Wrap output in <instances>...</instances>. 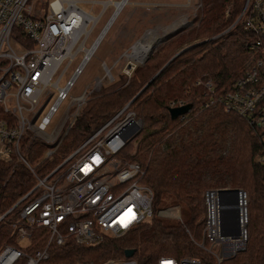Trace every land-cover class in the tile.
I'll list each match as a JSON object with an SVG mask.
<instances>
[{"label":"built area","instance_id":"built-area-1","mask_svg":"<svg viewBox=\"0 0 264 264\" xmlns=\"http://www.w3.org/2000/svg\"><path fill=\"white\" fill-rule=\"evenodd\" d=\"M129 1L0 0V191L18 165L27 168L34 179L33 185L12 204L0 207V264H70L52 259L56 252H51L50 247L63 245L70 238L79 244L94 245L104 236L124 234L150 220L154 213L153 190L142 181L145 167L121 154L143 126L142 117L131 106L132 99L102 123L92 125L81 143L52 169L44 174L36 170L40 162L54 154L92 93L114 80L111 68L102 60V75L96 76L80 93L72 94L62 122L48 129L75 79ZM98 2L102 8L96 15L81 6L90 3L92 8ZM111 4L114 5L111 14L87 45L98 18ZM235 23L243 24L254 35L248 43L249 62L225 90H220L211 78L198 79L196 85L202 83L211 95L205 106L221 104L225 110L245 117L253 128L262 129L264 0H245L235 20L217 35ZM79 52L80 61L64 84L59 85L62 73ZM126 57L122 55L118 61L128 68L121 72L129 75L135 57L129 52ZM64 60V67L52 80ZM51 88L57 90L56 97L43 113L53 94ZM183 103L179 99L170 106ZM184 115L179 118L184 119ZM32 141L46 145L35 163L26 155ZM258 160L264 163V153ZM237 189V199L235 193H221L220 188H207L203 192L202 239L195 241L193 236L191 239L213 256L207 264H220L246 244L247 193ZM167 208H159L156 213ZM173 211L168 215L181 218L177 206ZM132 255L74 264H203L200 258L191 255H160L155 261L146 262Z\"/></svg>","mask_w":264,"mask_h":264},{"label":"trees","instance_id":"trees-1","mask_svg":"<svg viewBox=\"0 0 264 264\" xmlns=\"http://www.w3.org/2000/svg\"><path fill=\"white\" fill-rule=\"evenodd\" d=\"M201 2L198 26L175 32L149 62L136 66L132 75L122 73L119 79L93 92L58 149L36 166L40 174L52 169L81 143L92 125L102 123L132 99L135 112L148 127L139 132L142 137L134 155L138 159H131L140 160L145 167L142 181L153 190L151 219L122 235L104 236L94 245L79 244L71 238L63 245H52L50 251L56 252L52 259L70 264L99 262L125 258V250L133 248L132 256L140 262L155 261L160 255H191L207 264L213 256L191 239L188 231L200 239L204 190L229 187L247 193L248 238L243 249L220 264H264V163L258 160L264 153V127L253 128L245 117L225 110L221 104L205 106L209 97L204 87L192 84L197 76L207 73L220 90L228 88L244 68L248 43L254 35L241 23L217 35L235 20L245 0ZM197 37H202L201 41L185 43ZM185 44L191 45L170 59ZM179 99L191 104L184 119L170 116L169 102ZM178 122L182 123L179 127ZM45 147L38 141L29 144L26 155L31 163ZM33 183L27 168L15 167L1 187L0 207L12 204ZM169 202L177 204L181 213V219L171 223L156 213Z\"/></svg>","mask_w":264,"mask_h":264},{"label":"rangeland","instance_id":"rangeland-1","mask_svg":"<svg viewBox=\"0 0 264 264\" xmlns=\"http://www.w3.org/2000/svg\"><path fill=\"white\" fill-rule=\"evenodd\" d=\"M43 1L45 3L47 2V0H43ZM81 6L95 15L98 14L102 8V4L100 2L96 3L92 8L90 3H81ZM113 7H114L113 4L108 5L105 11L100 15L97 24L90 33V37L86 42L87 45L101 30L103 24L106 22L109 15L111 14ZM201 7H202L201 0H130L128 3H126L121 8L116 18L114 19V21L112 22V24L110 25L104 36L102 37L99 45L97 46L91 57L84 65L82 72L75 79L74 85L71 87L69 91V96L60 103L57 111L53 114L48 129H50L52 126H58L62 122L63 118L68 112V105L70 103L71 95L80 93L81 90H83V88H85L86 85L92 84L96 76L102 75V68H101L102 60H104L108 64V66L111 68V73L112 76L114 77V80H117L122 74L121 71L128 69L126 66H124V64L121 63V60L118 61V59L122 55L126 57L127 52H131L130 55L135 57L134 67L131 68V72L129 75L127 73L125 74H127V76L132 75L133 71L135 70L134 68L136 66L143 65L146 62H149V58L152 57L155 52L160 50L164 44H166L169 36H171L175 32L181 30L186 31L194 26H198L199 18L201 17ZM149 38L152 39V41L154 40L153 45L149 48L148 47L145 48V41L148 40ZM201 38L202 37H197L191 40H187L185 41V43L198 42L201 41ZM140 45L142 47H140ZM188 45L191 44H185L183 47L179 48L178 50L185 48ZM81 55H82L81 52L77 53L72 63L68 66V69L64 71V73H62L59 79V85L64 84L65 80L71 75L74 67L80 61ZM250 57H251V53L249 51L246 59L244 60L243 67H245L246 64L249 62ZM116 60L118 62H116ZM65 63L66 60H64L62 64L58 67L56 73L52 77V80L56 79V77L64 67ZM208 78H211L214 81L213 76L206 73L197 76L192 84L196 85V80L198 79L204 81ZM109 83H106L105 85H108ZM197 84H201L204 87L205 94H207L208 97L211 96L202 83H197ZM51 90L53 91V94L49 98L43 110V113L47 110L48 105L56 97L57 90L54 88H51ZM150 91L151 89L147 91L144 95L145 96L148 95ZM173 101L177 102L178 100L176 101L171 100L169 103L172 104ZM122 105H124V102L119 107H121ZM131 106L134 109L132 104ZM119 107L115 109L112 113L118 110ZM181 125L182 123L180 122L177 123V127ZM147 128L148 127L146 123L144 124L143 122V126L141 130L142 129L145 130ZM141 137L142 134L140 135L138 133L134 139L130 140L126 144L125 146L126 148L124 147L123 149L126 152L122 154V157H124L125 159H131L133 157L136 158V156L134 155H136L135 153L137 152L138 149L137 146L139 144ZM61 143L62 141L59 143V146L61 145ZM223 188H229V187H223ZM176 206L178 205L172 204L170 202L168 205H162L160 207L161 209L166 207L169 208H167L168 210H160V213H158V215L162 216L166 222L169 223L175 222L176 220L181 218L168 215V213L169 212L173 213L174 212L173 210L176 208ZM203 218H204V212L199 217V220H201L202 223H203ZM188 232L191 236H193L192 232L190 231ZM201 239H202V227H201L200 239L199 238L197 240L195 239V241H200ZM206 246H208V244ZM215 247H216L215 250H217L218 245ZM91 262L97 263V262H93L92 260Z\"/></svg>","mask_w":264,"mask_h":264},{"label":"water","instance_id":"water-1","mask_svg":"<svg viewBox=\"0 0 264 264\" xmlns=\"http://www.w3.org/2000/svg\"><path fill=\"white\" fill-rule=\"evenodd\" d=\"M184 48L178 50L170 59H172L175 55H177L180 51H182ZM169 59V60H170ZM168 60V61H169ZM167 63V62H166ZM191 107V104L190 103H185V104H182V105H176V106H170L169 107V112H170V116L172 118H176L177 116L181 115V114H184L185 112H187ZM221 193H224V192H233L235 193V197L237 199V194H238V189L237 188H220L219 190ZM133 251L134 249L133 248H127L125 250V254L127 256L129 255H132L133 254Z\"/></svg>","mask_w":264,"mask_h":264},{"label":"bare ground","instance_id":"bare-ground-1","mask_svg":"<svg viewBox=\"0 0 264 264\" xmlns=\"http://www.w3.org/2000/svg\"><path fill=\"white\" fill-rule=\"evenodd\" d=\"M116 4H117V3H116ZM113 17H114V16H113ZM179 23H180V22H179ZM179 23H178V24H179ZM107 26H108V25H107ZM152 34H153V33H152ZM150 36H152V35H150ZM147 38H148V37H147ZM153 41H154V40H153ZM153 41H152V39H150V38H149L148 40H146V41H145V48H146V47H148V48L151 47V46L153 45ZM141 45H142V44H141ZM141 45H140V47H142ZM148 48H147V49H148ZM130 53H131V52H129V55H130Z\"/></svg>","mask_w":264,"mask_h":264}]
</instances>
